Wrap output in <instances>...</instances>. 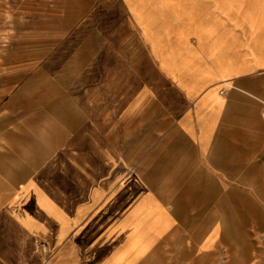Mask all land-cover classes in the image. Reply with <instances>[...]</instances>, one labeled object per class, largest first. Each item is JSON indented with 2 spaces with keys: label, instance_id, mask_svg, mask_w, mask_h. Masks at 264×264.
Segmentation results:
<instances>
[{
  "label": "crops",
  "instance_id": "0c3cea01",
  "mask_svg": "<svg viewBox=\"0 0 264 264\" xmlns=\"http://www.w3.org/2000/svg\"><path fill=\"white\" fill-rule=\"evenodd\" d=\"M263 101L264 0H0V264H177L242 187L264 219Z\"/></svg>",
  "mask_w": 264,
  "mask_h": 264
},
{
  "label": "rangeland",
  "instance_id": "374dc122",
  "mask_svg": "<svg viewBox=\"0 0 264 264\" xmlns=\"http://www.w3.org/2000/svg\"><path fill=\"white\" fill-rule=\"evenodd\" d=\"M9 20V14L6 13ZM9 22V21H7ZM2 33V54L3 58L8 59L12 54H16V48L19 43H16L12 38L6 39L10 36L9 26L3 25ZM15 34V32L13 33ZM19 46V45H18ZM7 49H10L6 53ZM2 61H4L2 59ZM264 177V168L259 173ZM231 187H225L223 190L226 192L231 190ZM254 187H242V203L238 204L233 202L234 196L232 194L230 199L232 200L231 206H234L236 210H240L238 214L241 217L234 218H211L209 219L210 233L218 227L219 234L215 237V244L213 247L201 252L198 247V242L202 239V235L193 234L194 251L192 256L188 257L179 251V262L177 264H248L253 262V241L257 242L260 249L264 250V234H253L254 227H264V219H253V190ZM258 190H264L262 187H258ZM213 191V188H210ZM237 200V199H236ZM227 206V205H226ZM235 212H228V215H232ZM258 217L260 211L257 212ZM202 221L207 220H194V224H200ZM189 238L191 236H188ZM264 256V254H263ZM189 261L185 262L186 260ZM184 260V262H180Z\"/></svg>",
  "mask_w": 264,
  "mask_h": 264
},
{
  "label": "built area",
  "instance_id": "2783aa9c",
  "mask_svg": "<svg viewBox=\"0 0 264 264\" xmlns=\"http://www.w3.org/2000/svg\"><path fill=\"white\" fill-rule=\"evenodd\" d=\"M261 113H262V118L264 120V101H263V104H262V111H261Z\"/></svg>",
  "mask_w": 264,
  "mask_h": 264
}]
</instances>
